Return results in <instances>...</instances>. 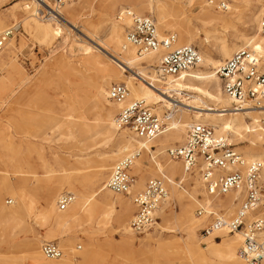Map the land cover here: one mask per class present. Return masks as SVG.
Masks as SVG:
<instances>
[{"label": "rangeland", "instance_id": "obj_1", "mask_svg": "<svg viewBox=\"0 0 264 264\" xmlns=\"http://www.w3.org/2000/svg\"><path fill=\"white\" fill-rule=\"evenodd\" d=\"M148 1H106V3L114 2L115 5L110 9L108 23L101 24L102 0H96L93 3V8L87 9L78 18L77 29H80V26H85L96 32L100 40H106L108 27L115 24L119 12L124 9H130L133 12L132 7L138 8L141 3ZM209 1L193 0L190 6L189 4L185 6V18L173 16L176 24L182 26L188 22L189 26L199 34L198 40L194 41V45H192L198 51L201 50L199 41L205 37L210 38L211 42L214 38L230 40L232 34L243 32L246 22L244 17L252 11L250 0H236V15L231 18L226 15L230 11L218 10L215 6L220 2L231 6L233 0H211L214 2L213 5H209L212 8L207 7ZM24 2H31V0H0V26L2 27L0 34L8 28L17 27L13 36L8 39L4 52L0 55V179L5 180L4 186L0 188V210H12L16 207V202H19L20 215H22L21 222L8 221L5 227L0 230V264H30L28 255L32 250H38L44 241L56 242L63 251L62 259L75 258L76 261H80V253L87 251L86 264H205L204 261L208 264L216 263V257L211 255L220 248L216 244L222 246L229 243L234 239V235L223 234L217 237L203 235L201 230L212 219L199 218L195 215V211L201 207L202 195L197 194L195 200L188 197L187 194H190L193 185L192 179H185L182 186H174V183L178 184L182 178L181 169L176 164V173L172 175L169 166H167L172 162L178 163L169 159L166 151L184 142L186 130L178 133L176 138L165 142V146L161 150L156 147L152 148L153 152L156 151L153 154L154 163L150 161L148 153H140L142 169L150 168L148 169L150 173H145L142 179H139L134 176L131 169V175L135 178L128 195H115L106 189L108 199L112 203L107 210L111 219L107 225L104 224V221H86L87 219L83 216L68 227L64 237H61L60 229L49 227L41 217L52 200L54 201L55 214H61L57 209V200L63 193H71L79 202H83L92 191L105 185L111 167L125 155H121L119 160L103 163L106 161L105 153L112 147L108 143L102 144L96 136L92 142L90 137L94 135L93 129L86 135L78 136L76 129L67 131L58 128L59 122L64 121L68 116L76 120L81 112L74 104L73 106L77 109L75 113L66 108V104L70 103L67 96L54 95L59 88H70L69 82L73 81V77L64 70H60L56 63L59 60H65L77 70L83 71L85 68L82 63L84 55L79 46L86 47L88 42L76 30L71 32L73 37H70L62 28L63 35L60 39L47 40L46 42L40 40L38 33L25 31L20 21V6ZM200 7H203V10ZM204 11L217 12L222 18L214 21L212 25L204 24L199 21L200 15ZM143 16L151 17L157 25V30L160 31L156 13L152 14L144 10ZM40 18H43L42 15ZM204 18L201 19L204 20ZM47 19L44 17L45 23ZM260 21H264V18ZM49 24L53 28L56 27L55 22ZM247 25L250 27L249 30L252 29L249 35L257 32L260 37L264 38L259 33L260 25ZM119 30L122 43L125 45V27L123 26ZM171 33L176 35V32L166 30L162 32V37ZM11 39L15 42V48H12ZM246 50L251 51V48H246ZM103 54L105 53L103 52ZM260 56L264 57V54ZM211 57L213 60L218 59L216 53H212ZM226 59L222 58V63ZM138 70L135 68L127 71L126 78L119 79L118 83L127 85V81H131L133 85H139L138 81L129 80L133 76L131 74L137 73ZM110 73L112 78H119L117 73ZM88 75L90 78H94L92 73L88 72ZM13 91L16 92V95L11 97ZM47 96L50 97L48 101L45 100ZM111 102L115 104L113 101ZM101 104L103 105V103ZM148 106L153 107L159 113L165 111L160 108L161 104ZM87 108V105L83 106L84 110ZM16 109L19 114L13 116ZM119 109L120 106L114 117ZM87 118L90 123L93 122V110L90 109L87 112ZM191 121L192 115L184 119V122L188 124ZM70 132L71 134H69ZM126 132L133 136L128 130ZM119 133L115 138H119ZM161 140L162 137L157 141ZM234 144L232 143V146ZM247 145V143H243L239 146ZM236 147L233 146L234 149ZM262 148H264V144L260 146V151L264 153ZM236 151L238 152V150ZM240 154L244 157V154ZM102 163L108 165L106 170L98 167ZM160 175L171 182L167 186L168 198L160 206L163 208L167 221L163 222L154 214L157 219L156 225L144 234H136L129 229V223L134 214V208L131 205L132 196L142 191L150 178ZM195 178L198 177L195 176ZM94 180L98 184L94 185ZM173 190L177 195H185L186 199L191 201L193 208L188 213V218L182 216L180 202L176 199L170 200ZM221 197L214 201L215 205H212L211 208L215 210L219 208L216 205H219ZM74 203L75 201L71 205ZM239 204L240 201L235 203L231 214L225 216L226 219L235 215ZM78 213L79 208H73L72 215ZM220 215L224 216L218 212L217 216ZM122 219H124L125 228L129 232L128 236L134 239L135 257L133 258L121 240L119 223ZM195 220L198 221L190 223ZM210 239L212 240L210 241ZM241 247L242 241L235 242L233 251L237 256L238 263L244 264V261L241 262L242 258L238 257ZM43 261L47 260L43 258ZM52 263L58 264L57 262ZM233 264H237V262Z\"/></svg>", "mask_w": 264, "mask_h": 264}, {"label": "bare ground", "instance_id": "obj_2", "mask_svg": "<svg viewBox=\"0 0 264 264\" xmlns=\"http://www.w3.org/2000/svg\"><path fill=\"white\" fill-rule=\"evenodd\" d=\"M94 1L96 0H79L76 4L63 5L64 7L61 6L57 9L53 7L51 9H54V11H50L49 15L42 16L43 18H40L41 5L38 0L24 2L20 6V21L24 30L38 33L40 40L43 42H46L47 40L60 39L63 35L62 28L65 29V32L70 37H73L71 32L76 30L79 34H81V36L85 37L88 42V46L86 47L79 46L80 51L84 55L82 63L85 68L83 71L77 70V68H74L65 60H59L56 63V66H58L60 70H64L73 77V81L69 82L71 86L68 88L69 90L67 88H59L55 91L54 95L61 97L67 96L70 103L69 105L66 104V108L71 110V112L74 111L73 113H75L77 109H75V106H73L74 104L78 106V111L81 112L76 120L68 116L67 119L59 122L58 128L65 129L67 131L76 129L78 136L86 135L93 129L94 135L90 137L92 142L96 136L100 139L102 144L108 143L112 147L110 150H108V152L105 153L104 156H106V161L103 163L114 161L116 159L119 160L118 158H120V156L123 154L127 156L136 152L139 153V157L141 152L146 154L148 153L147 156H149L150 161L154 163L155 159L153 154L156 151L153 152L152 148L156 147L158 150H161V148L165 146V142L176 138L178 133L185 132L186 128L194 123L210 126L213 129L215 136L225 138L231 145L232 143H235L233 145L237 146L235 150H238V152L244 154V157H242L244 161L247 160V163L259 161L264 158V153L260 151V146L264 144V135H262V130H264V127H262L261 123L262 118H264V110H249L246 108L247 110L245 109L241 112L234 111L231 106L232 102L223 93L220 81L216 75L218 66L220 67L222 64V58L228 59L234 52L238 50L251 48V51H255L258 55L264 54V38L260 37L257 32H254L255 34L253 35H249V33L252 32V29L249 30L250 27L247 25H260V20L264 18V0H250L252 11H250L244 17L246 22L244 23L243 32H236L235 34H232L230 40H226L225 38H214L213 42H211L210 38L205 37V39L199 41L201 44V50L198 51L200 55V63L197 65V67L186 72V74L177 79H162L159 76L158 66L161 52H154L153 54L139 57L136 54L135 48L127 42L126 37L125 45L122 43L119 29H121L123 26H128L129 21H118L115 19V24H111L108 27L106 40H100L97 37L96 32L85 26H80V29H77L78 18L82 16L84 11L93 8L92 6ZM106 1L109 0H102L101 3V24L108 23V16L110 15L111 11L110 9L115 5L114 2L106 3ZM192 1L193 0H150L147 3H141L138 8L132 7V10L133 13L138 16H143L144 10H147L152 14L156 13L157 23L158 26H160V31L157 30L159 37H162L163 31L170 30L176 32L177 41L175 46H192L194 45V41L198 40L199 34L196 32V30H194V28L189 26L188 22L181 26L176 24L173 20V16L185 18V6L188 4L190 6ZM233 1L234 2L231 3V6L225 4L227 9L226 12L230 11L226 15L231 18L236 15L237 2L236 0ZM45 2L48 7H52L49 1L46 0ZM207 7H210L209 4H207ZM200 8L203 10V7ZM44 17L48 18L46 23L43 20ZM202 17H205L204 20L201 19ZM219 18L222 17L217 12L212 13L210 11H204L201 13L199 21L204 24L212 25V23L214 21H218ZM51 22H55L56 27L53 28L52 25L49 24ZM259 28L260 26L258 29ZM0 30H2L1 26ZM229 41L231 42L228 43ZM11 45L12 48L16 47L15 42L12 39ZM4 49L2 53L4 52ZM103 52L106 55L103 54ZM212 53L217 54V60L212 59ZM143 64H146L147 66H141ZM156 66L157 69H155ZM135 68L139 70L137 73H132L131 75L133 76H131L129 80L138 81L139 85H133L131 81H127V85L122 83L126 87L128 86L130 89L128 91V96L124 102H114L115 104H113L111 100L108 99L107 88L111 86V83L120 84L118 83V80L122 79L123 77L126 78L125 73ZM88 72L94 75L93 79L89 77L90 75H88ZM110 72L117 73L119 78H112ZM172 92H175L177 96L174 97ZM13 95H16V92L13 91L10 96L13 97ZM49 99L50 97H45L46 101ZM135 101H143L145 105L148 104L151 106L161 104L160 108H163L165 110L164 112L168 110L172 111V114L170 115L171 121L167 131L164 134L150 142H146L136 139L132 133L131 134L133 136H131L126 132V129H118L115 126L114 114L116 110H118L119 106L120 111L122 108ZM101 103H103V105ZM84 105H87L88 107L86 110L83 109ZM151 108L154 110L153 107ZM90 109L93 110L92 123H90L87 118V112ZM154 112L158 115L163 114L155 110ZM18 114L19 111L16 109L13 116ZM189 115H192V121L188 124L184 122V119ZM118 132H120L118 136L119 138H115ZM69 134H71V132ZM160 137H162V140L157 141ZM243 143H247L248 145L245 147H240L239 145ZM138 158H136L134 161L131 169L134 176L142 179L145 173H150V170H148L150 168H147V170L142 169V164L140 161L142 157L139 159ZM103 163L98 167L100 169L106 170L108 165H104ZM176 164L179 165L180 163L172 162L167 165L169 166L172 175H175L176 173ZM180 166L181 164L179 167ZM181 175L182 178L179 183H183L185 179L193 180L191 192L190 194H187L188 197L192 200H195L194 198L197 196V194H201L203 197L202 203L200 202L201 207H205L206 212L213 211V213L216 215L218 212L224 215L218 216L222 220H226L225 216L231 214L233 208L235 207V203H238V201L241 203V192L231 191L225 195L210 197L207 195L197 173L194 175H189L183 173L182 171ZM195 176L198 178L196 179ZM261 179L264 180V172L261 174ZM95 182L96 181L94 180V185L98 184ZM4 183L5 180L3 178L0 179V188L4 186ZM179 183H174V186H178ZM106 189L107 188L104 185L97 190L92 191L83 202H79L75 197L73 200L75 203L73 205L70 204L68 206L69 209L67 208L68 210L66 209L67 211L65 210V212L58 210L61 213L58 215L55 214L54 201L52 200L48 205V209L44 210L41 217L45 220L49 227L53 229L59 228L62 235L61 237H64L63 235H65V230L68 227L77 222L79 219L83 218V216H85L87 219L86 221H104V224L107 225L111 220L110 214L107 213V210L112 203L108 199V193L106 192ZM219 197L221 198L219 205H216L219 207L216 209L218 211L217 212L211 207L212 205H215L214 201ZM186 198L187 197L185 195H177L175 190L172 191L170 196V200L176 199L180 202L182 216L188 218L187 215L190 210H192L193 205L191 204V201ZM75 207L79 208V213L73 216L72 210ZM20 214L21 212L19 202H16V207L12 210H0V230L5 227L8 221H12L14 223L21 222L22 215ZM258 214L260 216H264V210L260 211ZM155 215L163 222L167 221L165 220L162 207H159L156 210ZM251 216L252 213L249 214V219ZM123 221L124 219H122V221L119 223L121 228V240L123 246L129 249L133 258L135 257V251H133L134 239L128 236L129 232L126 230ZM196 221L198 220L190 221V223L192 224ZM223 234L228 233L221 227L217 226H215L213 230L209 232V236L215 237ZM233 235L234 239L229 241V243H225L222 246L216 244L220 248L211 254L217 259V262L214 264H233L235 262L239 264L237 256L233 251V245L235 242L242 241V236L239 232H235ZM211 240L212 239H210V241ZM40 246L38 249L39 251L32 250L29 255L27 254L30 264H53L52 262H57L58 264H86L87 262V251L80 253V261H76L75 258L62 259V256V258L57 261L47 260L44 262V257L40 252ZM238 257L241 259L239 253ZM242 261L243 260H241V262ZM204 263L208 264L206 261H204Z\"/></svg>", "mask_w": 264, "mask_h": 264}, {"label": "built area", "instance_id": "obj_3", "mask_svg": "<svg viewBox=\"0 0 264 264\" xmlns=\"http://www.w3.org/2000/svg\"><path fill=\"white\" fill-rule=\"evenodd\" d=\"M42 16L49 15L54 9L63 5L76 4L79 0H47L52 7L46 5V0H38ZM213 5V1L208 2ZM226 11L224 3L215 6ZM118 21H129L125 26V37L139 57L154 52H161L158 73L162 79H177L194 69L200 63L198 50L191 45L175 46V34L159 37L156 24L151 17L138 16L129 9H124L116 16ZM16 31L14 27L0 34V54L6 42ZM259 33L264 36V21L260 23ZM223 93L231 100L232 109L241 112L249 110H264V57L255 51L239 50L223 61L216 70ZM176 97V93L172 92ZM108 99L122 103L128 96L127 87L111 84L107 90ZM246 109V110H247ZM171 110L158 115L143 101H135L122 108L114 118L118 129H126L136 139L150 142L164 134L171 121ZM264 127V118L261 120ZM264 135V130H262ZM167 156L181 164L183 173H197L208 196L225 195L231 191L241 192L242 199L236 214L230 219L222 220L213 211L206 212L205 207H199L195 215L207 217L212 221L201 230L203 235L215 226L221 227L228 234L239 232L242 236V247L239 254L245 264L264 263V216L258 213L264 210V158L247 163L240 153L228 143L225 138L217 137L210 126L194 123L188 126L184 142L174 148L167 149ZM139 153H132L117 161L111 169L106 188L114 194H129L134 183L131 168ZM168 180L160 175L150 178L140 192L132 196L134 214L129 223L130 229L136 234H144L156 225L155 211L168 198ZM182 186V183H179ZM74 196L63 193L57 202L59 211H65L72 204ZM252 213L249 219V214ZM41 255L49 261L62 258L63 251L56 242H42Z\"/></svg>", "mask_w": 264, "mask_h": 264}, {"label": "crops", "instance_id": "obj_4", "mask_svg": "<svg viewBox=\"0 0 264 264\" xmlns=\"http://www.w3.org/2000/svg\"><path fill=\"white\" fill-rule=\"evenodd\" d=\"M185 140V139H184ZM168 157V156H167ZM180 165V164H179ZM180 169H181V166H180ZM181 172H182V170H181ZM237 201V200H236Z\"/></svg>", "mask_w": 264, "mask_h": 264}]
</instances>
